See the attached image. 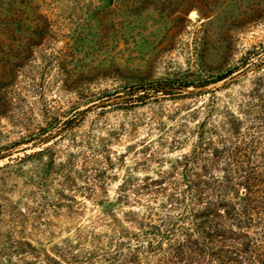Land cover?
<instances>
[{
  "label": "rangeland",
  "instance_id": "1",
  "mask_svg": "<svg viewBox=\"0 0 264 264\" xmlns=\"http://www.w3.org/2000/svg\"><path fill=\"white\" fill-rule=\"evenodd\" d=\"M0 264H264V0H0Z\"/></svg>",
  "mask_w": 264,
  "mask_h": 264
},
{
  "label": "trees",
  "instance_id": "2",
  "mask_svg": "<svg viewBox=\"0 0 264 264\" xmlns=\"http://www.w3.org/2000/svg\"><path fill=\"white\" fill-rule=\"evenodd\" d=\"M226 79L227 78H223L220 81ZM191 87H194V84L188 82L159 81L155 83L142 81L126 85L123 91L128 100L133 101L132 104H138L145 101H152L154 99L158 100L161 97H175L182 95L184 90L190 89ZM201 87L204 86H197L194 88Z\"/></svg>",
  "mask_w": 264,
  "mask_h": 264
}]
</instances>
